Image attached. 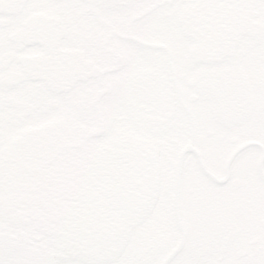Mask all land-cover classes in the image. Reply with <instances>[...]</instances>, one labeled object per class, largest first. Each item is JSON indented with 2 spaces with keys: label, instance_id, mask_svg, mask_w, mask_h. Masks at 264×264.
<instances>
[{
  "label": "flooded vegetation",
  "instance_id": "af4514ba",
  "mask_svg": "<svg viewBox=\"0 0 264 264\" xmlns=\"http://www.w3.org/2000/svg\"><path fill=\"white\" fill-rule=\"evenodd\" d=\"M18 242L264 264V0H0V264Z\"/></svg>",
  "mask_w": 264,
  "mask_h": 264
},
{
  "label": "water",
  "instance_id": "95a60500",
  "mask_svg": "<svg viewBox=\"0 0 264 264\" xmlns=\"http://www.w3.org/2000/svg\"><path fill=\"white\" fill-rule=\"evenodd\" d=\"M17 257L18 264H49L43 254L39 253V251H33L26 246H19Z\"/></svg>",
  "mask_w": 264,
  "mask_h": 264
},
{
  "label": "bare ground",
  "instance_id": "6f19581e",
  "mask_svg": "<svg viewBox=\"0 0 264 264\" xmlns=\"http://www.w3.org/2000/svg\"><path fill=\"white\" fill-rule=\"evenodd\" d=\"M16 244V243H15ZM19 246H24L25 247V245L23 244V243H21V242H18V251H19ZM18 251H17V256H18ZM10 254V253H9ZM17 256H15V255H10V257H9V259H8V262L9 263H13V264H18V257ZM43 256L47 259V261L49 262V264L51 263V264H53L51 261H50V258L47 256V255H45V254H43Z\"/></svg>",
  "mask_w": 264,
  "mask_h": 264
},
{
  "label": "snow or ice",
  "instance_id": "6c2138e0",
  "mask_svg": "<svg viewBox=\"0 0 264 264\" xmlns=\"http://www.w3.org/2000/svg\"><path fill=\"white\" fill-rule=\"evenodd\" d=\"M256 264H258V262H256Z\"/></svg>",
  "mask_w": 264,
  "mask_h": 264
}]
</instances>
